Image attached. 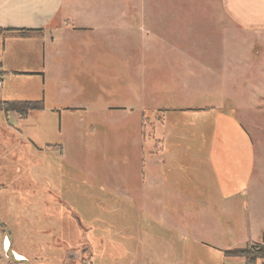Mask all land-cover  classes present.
<instances>
[{
  "label": "rangeland",
  "instance_id": "obj_1",
  "mask_svg": "<svg viewBox=\"0 0 264 264\" xmlns=\"http://www.w3.org/2000/svg\"><path fill=\"white\" fill-rule=\"evenodd\" d=\"M193 21L152 37L63 35L43 70L41 45L32 55L35 45L0 37V101L44 105L0 112V220L14 253L30 264H245L223 253L264 247V101L245 109L200 70L213 56L197 54ZM238 126L250 151L233 149ZM4 239L0 228V264H15Z\"/></svg>",
  "mask_w": 264,
  "mask_h": 264
},
{
  "label": "crops",
  "instance_id": "obj_2",
  "mask_svg": "<svg viewBox=\"0 0 264 264\" xmlns=\"http://www.w3.org/2000/svg\"><path fill=\"white\" fill-rule=\"evenodd\" d=\"M167 19L177 25L171 28L172 23ZM190 19L194 21L189 24L188 32H194L197 39V54L206 55L211 51L213 56V64L202 63L200 70L217 72L211 74L212 80L231 88L233 94L237 91L240 95L237 101L243 102L245 109H252V103L264 101L261 97L264 90V0H0V28L30 33L29 37L13 38L7 33L0 37L9 36L22 44L35 45L36 53L31 52L32 55L38 54L37 45H41L40 59L34 62L35 67L42 70L46 64L53 65L56 61L60 48L52 45L58 44L63 35L72 36L82 31L105 36L106 32H111L115 38L122 39L124 33L139 37L143 32L152 37L156 29H162L163 35L166 30L181 33L184 22ZM203 42L211 48L202 46ZM6 61L2 57L0 67ZM187 69L193 67L182 70ZM235 134L233 149L250 151L246 131L238 126ZM239 168L240 180L246 185L249 166L247 171L244 163Z\"/></svg>",
  "mask_w": 264,
  "mask_h": 264
},
{
  "label": "trees",
  "instance_id": "obj_3",
  "mask_svg": "<svg viewBox=\"0 0 264 264\" xmlns=\"http://www.w3.org/2000/svg\"><path fill=\"white\" fill-rule=\"evenodd\" d=\"M7 33L13 37H29L30 33L24 30H4L0 28V35ZM43 101H28V100H12V101H0V112L7 115L8 113H14L19 117H25L30 112L43 110ZM225 257L240 258L243 259L245 264H254L258 259H264V247L259 244H248L244 248H236L225 251ZM87 264H91L88 260Z\"/></svg>",
  "mask_w": 264,
  "mask_h": 264
},
{
  "label": "water",
  "instance_id": "obj_4",
  "mask_svg": "<svg viewBox=\"0 0 264 264\" xmlns=\"http://www.w3.org/2000/svg\"><path fill=\"white\" fill-rule=\"evenodd\" d=\"M0 228L3 230L5 239L8 242L7 248L4 249L6 257L15 264H30L26 259H17L14 252L12 251V233L8 226L0 220Z\"/></svg>",
  "mask_w": 264,
  "mask_h": 264
},
{
  "label": "bare ground",
  "instance_id": "obj_5",
  "mask_svg": "<svg viewBox=\"0 0 264 264\" xmlns=\"http://www.w3.org/2000/svg\"><path fill=\"white\" fill-rule=\"evenodd\" d=\"M4 242H5V248H4V249H6V248H7V245H8V242H7L6 239H4ZM14 254H15V253H14ZM15 256H16V258L19 259V260L22 259V258L18 257L16 254H15Z\"/></svg>",
  "mask_w": 264,
  "mask_h": 264
},
{
  "label": "flooded vegetation",
  "instance_id": "obj_6",
  "mask_svg": "<svg viewBox=\"0 0 264 264\" xmlns=\"http://www.w3.org/2000/svg\"><path fill=\"white\" fill-rule=\"evenodd\" d=\"M2 230V229H1ZM3 248H5V242H4V240H3ZM18 257H20V258H22L23 259V257L20 255H18L17 253H15Z\"/></svg>",
  "mask_w": 264,
  "mask_h": 264
}]
</instances>
